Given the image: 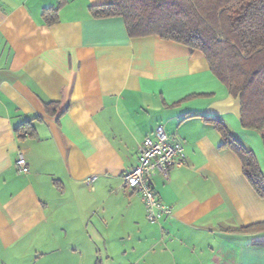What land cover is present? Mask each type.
Returning a JSON list of instances; mask_svg holds the SVG:
<instances>
[{"label":"crops","instance_id":"crops-1","mask_svg":"<svg viewBox=\"0 0 264 264\" xmlns=\"http://www.w3.org/2000/svg\"><path fill=\"white\" fill-rule=\"evenodd\" d=\"M63 1L48 25L58 0H0V264H264L251 242L264 232H240L264 222V200L204 118L261 169L262 138L241 127L238 101L203 55L92 18L112 0ZM52 102L66 110L48 115ZM158 125L186 160L150 179L171 210L151 224L123 177Z\"/></svg>","mask_w":264,"mask_h":264},{"label":"trees","instance_id":"trees-1","mask_svg":"<svg viewBox=\"0 0 264 264\" xmlns=\"http://www.w3.org/2000/svg\"><path fill=\"white\" fill-rule=\"evenodd\" d=\"M63 4L58 0L56 8L43 12L46 24L57 22ZM90 13L94 19L121 18L130 39L155 36L202 54L211 74L238 101L241 127L260 134L264 147V0H112L110 5L90 8ZM61 108L62 103L45 105L50 116L66 110ZM204 120L220 135V148L236 155L243 177L264 200V173L253 151L218 120ZM240 232H264V222ZM251 242L264 246V236Z\"/></svg>","mask_w":264,"mask_h":264},{"label":"built area","instance_id":"built-area-1","mask_svg":"<svg viewBox=\"0 0 264 264\" xmlns=\"http://www.w3.org/2000/svg\"><path fill=\"white\" fill-rule=\"evenodd\" d=\"M185 160L183 146L170 138L162 125L156 126L140 144L137 165L123 177V187L141 197L148 223L155 224L161 217H171V210L157 200L150 179L155 173L166 177L170 168L183 166ZM15 169L17 173H27V165L21 155Z\"/></svg>","mask_w":264,"mask_h":264},{"label":"rangeland","instance_id":"rangeland-1","mask_svg":"<svg viewBox=\"0 0 264 264\" xmlns=\"http://www.w3.org/2000/svg\"><path fill=\"white\" fill-rule=\"evenodd\" d=\"M261 169V168H260ZM261 171L264 173V166H263V168L261 169Z\"/></svg>","mask_w":264,"mask_h":264}]
</instances>
